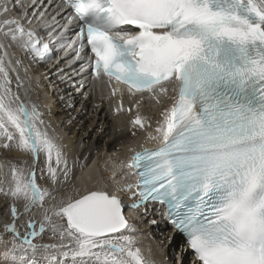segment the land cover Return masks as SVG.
<instances>
[{"label": "snow or ice", "instance_id": "obj_1", "mask_svg": "<svg viewBox=\"0 0 264 264\" xmlns=\"http://www.w3.org/2000/svg\"><path fill=\"white\" fill-rule=\"evenodd\" d=\"M13 48L36 63L63 52L68 68L82 71V53L91 52L93 78L107 77L117 113L174 101L155 127L139 110L129 121L132 137L160 145L130 149L122 166L135 183L74 184L78 161L30 95H20L19 69H27ZM73 75L59 70L75 86ZM0 149L31 157L26 167L11 164V182L0 181L12 201L0 264H159L142 255L132 222L156 204L196 264H264V0H0ZM45 235L56 242L43 243Z\"/></svg>", "mask_w": 264, "mask_h": 264}, {"label": "bare ground", "instance_id": "obj_2", "mask_svg": "<svg viewBox=\"0 0 264 264\" xmlns=\"http://www.w3.org/2000/svg\"><path fill=\"white\" fill-rule=\"evenodd\" d=\"M53 61H54L53 59L48 61L47 62L48 65L45 64L44 66L38 65L35 68L33 67L30 70V72H27V75H25L23 77V81L25 83V86L20 89V95L23 97L25 95V92H27L28 95H30L31 100L39 106L40 111L42 113L46 114L45 115L46 120L47 119L49 120L52 116L56 117L57 114L59 113V111H61L63 114H65L67 116L68 115L74 116V114H76L74 120H77V121L78 120L82 121L84 119L85 122H87V120L90 119L91 120L90 124H91L94 122V120H97L96 123H99V122L101 123L100 126L98 125L100 127V129L102 128V125H104V127L106 129L104 128L103 130H105V131L108 130L110 132L112 127H114V126L124 125L126 128H129L130 127L129 121L134 117L135 112L139 110L142 115H145V116H148L151 118V122L153 124V127H155L156 121L162 118L160 116V112L162 111V109L166 106L170 107L171 104L174 102L173 100H167L165 102V104H155L153 101L148 100L145 103H143L139 109H136L133 107L132 112L121 111L119 113H117L115 111V108L117 106H114V107H112V111L115 114H113L111 110H109L108 113H107V111L105 113V110H106L104 108L105 102L104 103L102 102L103 106L99 107L96 102L101 101V100L99 98H96L95 100H92V101L90 100L89 103H83L80 112L78 113V109H77L73 114V112H70V111L71 110L73 111V109L76 107V104L78 101V95L75 94L76 90H71L73 88H71L67 82H61L60 81L59 70L62 67H61L60 63H59V65H57V64L53 65L52 64ZM35 69H36V71H35ZM82 77H83V75H82ZM82 77L79 76V80H77V78H76V80L79 82H82L83 81ZM48 85H50V87H52V89L50 88L51 89L50 95H49V93H47ZM145 95L147 96V94H145ZM170 95L174 96L173 93H170ZM125 96H127V95H125ZM126 99H127V105L124 106L125 109L127 107H132L128 97ZM54 100L56 103L54 102ZM72 103L74 104L73 107L70 106ZM54 106L57 107V109H54ZM46 109H47V111H46ZM148 109H150V112L148 111ZM89 110H90V114H89ZM142 110H144V111L142 112ZM88 114H89V116H88L89 119H86L85 115L87 116ZM66 118H68V117H66ZM53 120H55V119H53ZM113 121H115V122H113ZM71 123H72V127H74V129L81 131L80 137H82V136L85 137L84 139H86L87 146H88L90 144L89 138H90L91 134L89 133L88 135L85 136L86 133H83L82 128H78L76 126L77 124L75 123V121H73ZM77 123H80V122L78 121ZM88 128L89 127H87V129ZM92 131H94L92 136L94 137V142H95L94 145L92 146V148L97 149L98 145H100L101 141H103V139L106 137L107 140L105 141V144H104L106 151H104V152H108V155H110L112 151L115 152L117 150H121V153L115 154V156H117V158H116V161L114 164L108 165L109 161L111 159H109L108 156H106L107 153L105 154L104 157H101V156L96 157L95 158L96 161H92L91 163H88V162L85 163V166H84L85 168L82 170H79L77 172L78 174L76 176L74 175V177L78 176V179L75 178L73 181L74 184L77 187H79L81 190H84V189L104 190L105 188L111 189L116 184H124L125 181L129 182L131 180H134L135 177L127 175L129 170L126 167L122 166V163L126 165L127 162L130 160L131 155L134 154L132 151H130V149H135V151H138V150L142 149V147L145 148V147H148L149 145H151V146L159 145L156 142L145 141L143 133H139L138 139L133 141V139H131L133 137L126 130H124V132H121V133H117L114 130H112L113 134H116L114 136V138H112V139H108V136L112 135V134H108L109 132L107 133L108 135L105 136L104 134H102L104 131L102 133L98 134L97 131L95 130V127H93ZM71 140L72 139L64 138V143L67 146V150L72 148V143L70 142ZM119 141H121V142H119ZM10 156H12L14 158L17 157L16 154H11ZM90 160H92V159H90ZM90 160H89V162H90ZM4 162H6V156H3L0 158V165H3L4 167H6V164H4ZM104 162H106L105 166H104ZM110 162H112V161H110ZM93 163H94V165H92ZM82 165H83V162L80 163V167ZM90 165H91V168L86 170L88 168V166H90ZM84 170H86V171H84ZM112 171L114 173H115V171H119V172L124 173L125 178H121L120 176H118V178H113V175H111ZM6 174L8 175L6 170H4L2 167H0V181H6V178H5ZM89 176H91L92 179L89 180L88 179ZM2 185L5 186V184H0V187ZM122 195H123V198L125 199V202L129 203L130 201L128 200L127 196L124 194H122ZM11 202H12L11 198H9V197L4 196L3 198H0V222L2 225L0 227V234L3 233V225L5 223L11 222V216L9 214V208H8V206ZM150 206H149L148 216L147 217L140 216V220H139L140 224H138L139 222L135 219L136 215L132 216V222L135 225L136 229H138V231L133 233V234L136 235L137 238L139 237L138 247H140L143 256L151 258V259H155L159 262V264H168L165 262V253H164L165 251H163L157 245H155L152 237L150 236L151 233L149 234V229H148L149 226L148 227L143 226V223L145 221L150 222L151 217H153L154 219H152V224H153V222L156 223V225L158 224L161 227L162 231L166 227L163 220L162 221L160 220V222L159 221L156 222V219H155L156 215L153 216L152 210H151L152 207L150 208ZM154 206H156V205H154ZM19 208H20V212L23 213V208L22 207H19ZM160 210L163 211V208H161ZM129 214L131 215V213H129ZM31 215H32L31 213H27V214L23 215L21 220H19L17 222V223L22 224L21 225L22 228L21 229L19 228L20 231H26L27 220L29 219V217ZM35 219L37 221H39V219H40L39 215H37L35 217ZM178 241H181V240L179 239ZM163 249H164V247H163ZM180 254L178 253V255H179L178 259L182 258V260L185 261L186 260L185 253L182 252Z\"/></svg>", "mask_w": 264, "mask_h": 264}, {"label": "rangeland", "instance_id": "obj_3", "mask_svg": "<svg viewBox=\"0 0 264 264\" xmlns=\"http://www.w3.org/2000/svg\"><path fill=\"white\" fill-rule=\"evenodd\" d=\"M48 91L47 93H49V95L51 94V89L52 87H50V85H48ZM51 88V89H50ZM53 95V94H52ZM110 99H108L109 101ZM55 102V100H54ZM56 103V102H55ZM70 105V104H69ZM81 102L79 101V98H78V101H77V104H76V107L73 109V111L71 110L70 112H74L78 109V113L80 112L81 110ZM71 107L74 106V104L72 103L70 105ZM129 108V107H128ZM54 109H57V107L54 106ZM105 113L107 111V113L109 112V110H111L110 108H105ZM127 109V108H126ZM47 111V109H46ZM144 110H142L143 112ZM148 111L150 112V109H148ZM69 112V113H70ZM71 114V113H70ZM89 114H90V110H89ZM89 114L86 116L85 115V118L86 119H89ZM62 116V117H61ZM65 116V117H64ZM76 114L73 115H65L63 114L61 111H59V113L57 114L56 117L52 116L49 120L47 119L48 122L51 123V125L63 136V138H69V139H72L70 142L72 143V148L68 150V153H69V157L70 159L72 160H75V161H78L73 169V175H77L78 171L79 170H82L84 169L85 167V163H91L96 157H104L105 154L106 156H108L109 159H111L110 162L109 161V164H114L115 161H116V158L117 156H115V154H120L121 153V150H117L115 152H111L110 155H108V152H104L106 151L105 150V147H104V144H105V141L107 140V138L105 137L103 139V141H101L100 145H98L97 149L95 148H92V146L94 145V137L92 136L93 132V127H95V130L97 131V133H103L105 136L108 135V134H112L110 136H108V139H112L114 138V136L116 134H113V131L114 130L115 132L117 133H121V132H124V130L128 131L129 134L131 133V128H126L124 125H120V126H114L112 127L111 131L109 132L108 130H103L105 127L104 125H102V128L100 129V125L101 123H96L97 120H94L93 123L90 124L91 120H87V122H85V120L83 119L82 121L78 120L80 123H77L78 121L77 120H74ZM68 117V118H66ZM55 119V120H53ZM59 119V120H58ZM70 121V122H69ZM75 121V123L77 124L76 126L78 128H82L83 130V133H86V135H88L89 133L91 134L90 138H89V142L90 144L87 146V141L86 139H84L85 137L82 136L80 137L81 135V131L80 130H77V129H74V127H72V123ZM77 121V122H76ZM66 122V123H65ZM115 122V121H113ZM71 123V124H70ZM96 123V124H95ZM91 125V126H90ZM99 125V126H98ZM87 127H89L87 129ZM70 128V129H69ZM106 129V128H105ZM76 131V132H75ZM92 131V132H91ZM109 132V133H108ZM74 133V134H73ZM108 133V134H107ZM128 134V135H129ZM131 135V134H130ZM79 137V138H78ZM132 139V138H131ZM85 142V143H84ZM121 142V141H119ZM80 145V146H79ZM120 145V144H119ZM11 154H16L17 157L14 158L12 156H10ZM114 154V155H113ZM113 155V156H112ZM3 156H6V162H4V164H6V167H2L4 170H6V172L8 173V175L5 176L6 178V181L7 182H10L11 181V174H10V167H11V164H16L18 167H26L24 164H23V161L27 160L28 161V164L30 165L31 164V157L27 154H24V153H21V152H18V151H15V150H11V151H5L3 149H0V158L3 157ZM113 158V159H112ZM92 159V160H90ZM90 160V162H89ZM96 160V159H95ZM83 162V165L80 167V163ZM106 162H104V166H105ZM94 165V163L92 164ZM6 168V169H5ZM91 168V165L88 166V169ZM84 170V171H86ZM39 175V174H38ZM76 179H78V176L75 177ZM9 180V181H8ZM42 186H49L47 184V181H44V180H40L38 181ZM6 186V185H5ZM1 187H4L3 185ZM0 198H3L4 195L3 194H0ZM18 206L19 207H22L23 208V202L22 201H18ZM20 209V208H19ZM153 214V213H152ZM154 216V215H153ZM136 220L139 222L140 220V215H136L135 216ZM152 219H154L153 217H151V221L150 222H147L145 221L143 223V226L144 227H148L149 226V234L151 233V237L155 243V245H157L160 249H162L163 251H165V262L168 263V264H189V262H187V260L183 261L182 258L178 259V249H179V245L178 243L175 244L173 250H171L170 248H167L169 246L168 242H169V235L168 234H165V232H161L160 233V230L159 228L161 229V227L159 225H156V223L153 222L152 224ZM156 222L159 221L158 217L156 216ZM149 223V224H148ZM140 224V222L138 223ZM21 223H17V226L18 228H22L21 227ZM1 222H0V227H1ZM19 229V230H20ZM24 231H21V233H23ZM5 239H10V237H5ZM138 240H139V237H138ZM157 240V241H156ZM176 240H179V239H176ZM166 241V242H165ZM56 242L55 240L51 239L49 235H46L44 237V240H43V243H54ZM164 242V243H163ZM165 243H167L168 245H165ZM142 244V243H141ZM162 245V246H161ZM164 247V249H163ZM166 247V248H165ZM176 252V253H175ZM182 253V252H180ZM174 255V256H173ZM181 255V254H180ZM171 261V262H170Z\"/></svg>", "mask_w": 264, "mask_h": 264}]
</instances>
